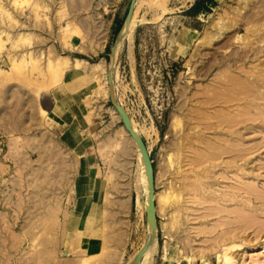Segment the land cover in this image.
I'll use <instances>...</instances> for the list:
<instances>
[{"label": "rangeland", "instance_id": "374dc122", "mask_svg": "<svg viewBox=\"0 0 264 264\" xmlns=\"http://www.w3.org/2000/svg\"><path fill=\"white\" fill-rule=\"evenodd\" d=\"M131 3L0 0V264H133L148 182L115 103L155 169L140 264H264V85L251 110L213 93L226 67L264 64V0H137L119 36ZM65 58L106 59L83 104L104 207L85 233L68 227L76 161L39 106Z\"/></svg>", "mask_w": 264, "mask_h": 264}, {"label": "crops", "instance_id": "0c3cea01", "mask_svg": "<svg viewBox=\"0 0 264 264\" xmlns=\"http://www.w3.org/2000/svg\"><path fill=\"white\" fill-rule=\"evenodd\" d=\"M65 59H69L71 66L66 69L62 80L56 86L41 95L39 106L41 113L47 117L51 127L58 131L60 141L72 152L71 156L76 161L78 177L75 175L73 181L74 210L68 211V227L75 232L80 229L85 233L98 221V216L100 219L102 216L104 218V207L100 204V170L93 166L91 145L85 138L88 130H91V123L84 113L83 104L86 88L97 76L102 65L104 69L106 59H100L99 64L83 60L84 64L80 68L73 66L75 59ZM137 206L141 211L144 208L140 200L137 201Z\"/></svg>", "mask_w": 264, "mask_h": 264}, {"label": "bare ground", "instance_id": "6f19581e", "mask_svg": "<svg viewBox=\"0 0 264 264\" xmlns=\"http://www.w3.org/2000/svg\"><path fill=\"white\" fill-rule=\"evenodd\" d=\"M135 5H136V3H135ZM134 10H136L135 7H134ZM134 13L137 14V12L133 11V14ZM135 14H134V17L132 15L131 20L129 22V25L127 24L128 30L131 26H134ZM127 25H125L124 30L121 33V36L125 33ZM238 40H240V39L238 38L237 41ZM242 40H245V39H242ZM247 52H246V54H247ZM242 62L243 63L241 65H236L233 68H231L232 67L231 66V67H226L225 69H223V71H222L223 75L220 77H216V79H214V83L216 84V86L219 89H215L213 91V93H214L215 97H223L224 103H225L227 108L233 107L236 104V101L239 98V96L240 97L246 96L245 98H241L239 101H237V103H239L241 101H246L245 104L248 107L245 106V108L251 110L252 107H254L253 106L254 104L255 105L257 104L258 106L260 105L259 103H257V101L258 102H259V100L261 101L262 97H261L260 91H256V90L254 91V87H251L250 82H255L256 84H259V85L261 84L260 86L264 85V75H263L264 64H258L257 66H255V68L257 69V72H253V70H250V71L247 70L248 67L244 63V60ZM79 64H80V61L77 62V65H79ZM252 92H254V93H252ZM133 129H134V126H133ZM139 158H140L141 163H142V171H144V176H145V179L147 180V176L145 174V168L143 166V159H142L140 154H139ZM148 194H149V192H147V197H146V208L148 206ZM155 194H156V192H155ZM157 198L158 197L155 195V201L157 200ZM232 199L233 198H231V200ZM152 237H153V233L151 234V238ZM155 242H156V240H155ZM150 245H149V249H150ZM154 246H156V244ZM151 248H152V246H151ZM149 249H148V251H149ZM152 251H155V249ZM147 252L145 253V255L146 254L148 255ZM144 256H143V258H144ZM147 258H149V257H147ZM145 259H146V256H145L144 260Z\"/></svg>", "mask_w": 264, "mask_h": 264}, {"label": "water", "instance_id": "95a60500", "mask_svg": "<svg viewBox=\"0 0 264 264\" xmlns=\"http://www.w3.org/2000/svg\"><path fill=\"white\" fill-rule=\"evenodd\" d=\"M136 1L137 0H132L130 9L128 11V15H127L126 20H125L124 27L131 20ZM122 30H121V32H122ZM121 32L119 33V36H120ZM116 47H117V44L113 50V55H115V53H116ZM110 81H111V78H110ZM114 107H115L117 113L119 114V116L121 117V120L124 124L126 131L129 133L131 138L134 140L135 144L137 145V147H138V149L142 155V159H143L144 166H145V173H146L147 182H148L149 194H148V206L146 208V218H147L148 229H149V231H151L153 233V237L151 239L148 238V243L142 248V250L135 257L133 264H140L143 256L145 255V253L149 249V245L156 240V232L158 229V225H157V204L155 201V189H156L155 169H154L153 162L151 160L150 152L148 150L146 142L143 139V137H141V135L137 134L135 132V130L133 129V123H132V120L129 117L128 113L126 112V110L121 105H119L117 103L114 104Z\"/></svg>", "mask_w": 264, "mask_h": 264}, {"label": "trees", "instance_id": "16d2710c", "mask_svg": "<svg viewBox=\"0 0 264 264\" xmlns=\"http://www.w3.org/2000/svg\"><path fill=\"white\" fill-rule=\"evenodd\" d=\"M193 9H194V11H195L196 13H200V12H203V11H204V12L207 11L206 9H205V10H200V9H199V6H197V5L194 6ZM199 10H200V11H199Z\"/></svg>", "mask_w": 264, "mask_h": 264}]
</instances>
